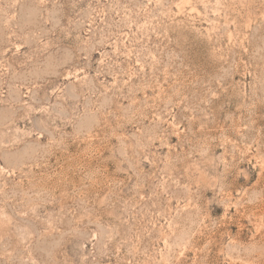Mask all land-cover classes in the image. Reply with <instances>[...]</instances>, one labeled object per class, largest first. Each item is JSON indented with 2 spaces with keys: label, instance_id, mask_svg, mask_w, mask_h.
<instances>
[{
  "label": "rangeland",
  "instance_id": "rangeland-1",
  "mask_svg": "<svg viewBox=\"0 0 264 264\" xmlns=\"http://www.w3.org/2000/svg\"><path fill=\"white\" fill-rule=\"evenodd\" d=\"M0 264H264V0H0Z\"/></svg>",
  "mask_w": 264,
  "mask_h": 264
}]
</instances>
